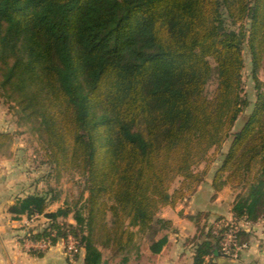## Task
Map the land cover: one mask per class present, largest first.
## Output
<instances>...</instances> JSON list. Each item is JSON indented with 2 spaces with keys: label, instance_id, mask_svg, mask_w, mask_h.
<instances>
[{
  "label": "trees",
  "instance_id": "obj_1",
  "mask_svg": "<svg viewBox=\"0 0 264 264\" xmlns=\"http://www.w3.org/2000/svg\"><path fill=\"white\" fill-rule=\"evenodd\" d=\"M245 52L253 102L242 90ZM263 62L264 0H0V99L55 171L83 178L75 224L59 221L69 206L48 210L60 199L52 189L18 197L9 212L48 218L27 237L54 245L72 236L82 264H106L101 247L127 264L142 238L161 251L170 223L159 210L204 182L208 164H199L230 140L212 186L236 191L235 219L264 221ZM11 141L0 133V145ZM100 203L110 224L97 220ZM200 235L192 264H215L220 237L212 227Z\"/></svg>",
  "mask_w": 264,
  "mask_h": 264
},
{
  "label": "crops",
  "instance_id": "obj_2",
  "mask_svg": "<svg viewBox=\"0 0 264 264\" xmlns=\"http://www.w3.org/2000/svg\"><path fill=\"white\" fill-rule=\"evenodd\" d=\"M8 122L4 108H0V133L12 134ZM13 150V140L0 145V264H67L62 241L40 254L21 245L23 238L43 230L49 220L43 215L15 216L9 212V207L18 197L38 190L34 186L35 182L32 186L26 175L16 170L11 153ZM214 170L208 172L205 181L187 197L173 206L167 205L159 210L158 216L170 223V228L161 233L167 235V242L161 251L152 253L149 242L143 240L141 243L138 240L128 254L127 264H192L194 244L199 240L200 234L205 233L219 219L234 218L231 207L236 191L229 185L214 189L211 183ZM56 207L53 203L48 206V210L53 211ZM242 230L240 238L247 244L241 253L242 262L264 264V221L257 220L243 226ZM83 255L81 250L75 264H82ZM115 256V264H119L120 255ZM211 261L215 264H238L222 254Z\"/></svg>",
  "mask_w": 264,
  "mask_h": 264
},
{
  "label": "rangeland",
  "instance_id": "obj_3",
  "mask_svg": "<svg viewBox=\"0 0 264 264\" xmlns=\"http://www.w3.org/2000/svg\"><path fill=\"white\" fill-rule=\"evenodd\" d=\"M264 65V62H263ZM251 67L249 62V56L245 52V65L242 72V90L243 93L246 94L251 101L254 100V88L252 79L250 76ZM259 78L264 82V70H260L258 72ZM216 86V76L212 75L206 86V94L207 96H211ZM11 102H3L0 99V108H4L6 113V119L9 121L8 125L10 126V130L12 132V140L14 141V150L11 153L14 156V162L16 166V170L20 171L24 176L26 175L28 182H35V187L38 190H46L52 189L55 192H59L60 199L55 202L56 208L59 206H69L71 212L69 213L66 219H59L60 222L65 220L68 223L75 224V220L73 219L74 211L76 207L81 204L80 202H76L81 194L82 186H83V178L80 176L78 172L73 171H65L60 170L55 171L54 166L48 162V158L41 147V144L38 140L37 135L30 129L28 123H18L17 116L15 115V109L12 108ZM11 106V107H10ZM252 105L248 107L245 111L246 114L249 113ZM241 125V119L237 121L236 125L232 129L233 131L237 130ZM230 144V140H226L221 144V147L211 148L208 152V161H203L199 164L198 169L203 170L208 164V171L212 172L217 166H219L221 159L223 157L224 152H226L228 146ZM179 185V179H177L173 185L171 186V190L176 188ZM88 195L87 191L83 192V198ZM103 201L107 205L111 204V201L107 198H101L100 202ZM66 203V204H65ZM85 205L84 208L81 209L82 216L86 219L88 218V206ZM96 205L98 219L107 224H110L111 214L107 207L102 208ZM86 228V227H85ZM162 231H159L160 235ZM147 242L145 238H142L141 243ZM103 258L105 262L109 264H115V258L113 252L110 249L101 247Z\"/></svg>",
  "mask_w": 264,
  "mask_h": 264
},
{
  "label": "built area",
  "instance_id": "obj_4",
  "mask_svg": "<svg viewBox=\"0 0 264 264\" xmlns=\"http://www.w3.org/2000/svg\"><path fill=\"white\" fill-rule=\"evenodd\" d=\"M33 216H38V214ZM248 224L250 223L247 221L233 218L230 220L219 219L212 225L215 234L220 237L219 248L221 254L238 264H244L240 257L242 251L247 247L246 242L239 241L238 233L242 230L243 226ZM21 245L28 250L45 251L52 246V243L49 237H42L38 240H31L26 237L21 241ZM80 252L81 250L77 246L76 241L72 236H68L67 241L64 243L63 251L67 264H75L77 261L76 256Z\"/></svg>",
  "mask_w": 264,
  "mask_h": 264
}]
</instances>
